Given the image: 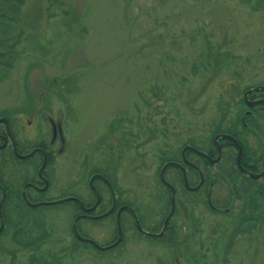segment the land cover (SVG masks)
<instances>
[{
	"label": "rangeland",
	"instance_id": "374dc122",
	"mask_svg": "<svg viewBox=\"0 0 264 264\" xmlns=\"http://www.w3.org/2000/svg\"><path fill=\"white\" fill-rule=\"evenodd\" d=\"M257 1L23 0L14 27L19 55L0 83V117L9 120L15 133L28 129L26 122L37 109L46 144L51 138L47 118L61 124L64 152L57 153L56 142L54 161L46 166L49 195L45 192L42 201L72 191L89 200L90 172L106 165L120 194L116 196L134 209L144 226L167 209L165 202V209H159V195H167L159 171L163 160L178 158L182 146L207 151L216 128L235 126L240 140L251 151L258 150L254 127L241 132V119L251 110L240 102L245 88L264 86V11L252 8ZM214 52L225 54L220 70L212 69L211 59L206 62ZM66 76L74 78L73 86L56 98L46 86ZM225 102L228 111L220 124ZM252 112L248 116L258 121L257 130L263 128L264 121ZM32 126L26 133L31 139ZM235 153L224 148L226 155ZM188 158L202 165L198 157ZM14 167L9 161L0 169L6 183H17ZM206 170L215 181L212 202L219 207L226 202L228 208L233 203V210L214 213L206 204L205 188L183 191L176 170L168 167L164 178L177 191L172 243L142 237L124 213L126 231L117 248L105 253L79 248L71 231L75 211L70 203L23 206L6 212L0 264H264V200H245L244 193L228 203L226 187L216 184L218 167ZM232 179L238 189L250 186L243 177ZM10 186L19 190L17 184ZM253 186L264 193V178ZM247 209L254 214L240 222L238 212ZM187 215L186 223L182 218ZM110 222L93 229L81 226L103 243L108 239L101 232L112 228ZM20 227L25 235L30 229L31 236L43 233L42 244L37 249L16 247L12 235Z\"/></svg>",
	"mask_w": 264,
	"mask_h": 264
},
{
	"label": "flooded vegetation",
	"instance_id": "af4514ba",
	"mask_svg": "<svg viewBox=\"0 0 264 264\" xmlns=\"http://www.w3.org/2000/svg\"><path fill=\"white\" fill-rule=\"evenodd\" d=\"M39 116L40 114H37V109H33L32 119H29L26 122L28 129H25L24 131L18 130L15 133L10 129L11 126L9 120L6 117H0V120H3L2 122H0V169L2 170L3 167L6 166L9 161H11L15 164L14 169L18 173V181L17 183L13 182V184L6 183L4 179L0 177V233L2 232L6 224L5 216L8 209L11 212L15 213L16 211H19V209H24L23 206L32 207L31 205H35V207H41L45 205L52 206L70 203L75 211L73 215V221L75 220L76 223V232L81 239L75 238L73 234L74 231L72 229L71 231L73 238L75 239V242L79 246V248L92 249L101 253H105L110 251L111 249L113 250L114 248H117L124 241V234L126 231V229H124V213L132 219L135 231L142 237H147L154 241L171 242L170 238L168 237L170 234V230L174 228L172 220L177 215L176 199L174 213L163 229L164 221L170 210V190L166 186H164L165 189H168L169 195H159V202L161 203L159 207L160 211L162 209H165L163 208L164 202L165 206H168V209H166L164 213L155 215V221L154 217L151 216L153 217V219L150 220L148 224H144V226L140 224L141 230L139 231L136 229L134 224L135 221L129 211L123 209L118 212L120 208L130 205L121 202L120 199H118V197L116 196L120 194L113 188V183L109 178L108 172L105 171V169H109V167L106 165L104 167L105 169L102 168L101 171H92L90 172L91 174L89 173L90 175L86 184L87 193L85 194L90 195L89 200L85 201L82 199V197L78 196L83 195L82 193L72 191V193L64 194V198H57L52 201H50L49 199L46 200V202L42 201V195H45V192L46 195H49L47 194V188L50 183V178L48 174H46V166L47 163H49V160L53 159L52 156H54V154L52 153V148L54 147L55 143L58 142L60 145V149L57 151V153L61 155L62 152H64V139L61 132V127H59L60 123L55 124L50 118H47L49 128L51 130V138L49 139V143L46 144L47 142L45 141V139H42L41 137L42 122H39ZM32 125H34L35 130V136L33 139L27 137L26 135L27 131H29V129L33 127ZM35 139H38L37 143L35 142ZM185 158L190 164L185 163L186 161H184L181 154L179 161L177 160L176 162L185 169L187 181L189 171L191 176L193 175V171L196 172L198 178L195 181L197 184L199 182V172H201L202 175L203 172L199 169L198 166L194 164V162L191 161L190 158H188L187 152L185 153ZM16 164H21V166L23 165V167L19 169ZM190 169H192V171ZM176 172H179L181 175L180 169L176 168ZM204 182L205 178L202 186L204 185ZM188 183L190 184L189 181ZM16 184L19 190H14V187L10 186H15ZM183 185L184 183L182 181V186ZM63 191L65 192L66 190ZM205 197L206 203L209 205V209L214 213H222L224 215H227L232 211L231 208L233 207V203H231V201L233 202V200H230L231 204L228 208L227 205L223 202L220 207L215 202H212V204L209 194H205ZM65 198H71V200L58 204H48L50 202ZM184 214H186V211H184L182 215ZM183 217L184 218L182 219L184 221L190 220L189 216ZM259 217L260 216H257V218ZM106 220H111L110 225H112L111 229H105L101 232V234H104L107 237L108 241L106 242L100 243L92 237V234L89 232V230H82V223H85L86 225L91 227L90 229H93L94 227H100L101 225L99 223L102 224V222ZM117 221H119V225ZM184 225L188 227L186 224ZM162 229L163 232L159 234Z\"/></svg>",
	"mask_w": 264,
	"mask_h": 264
},
{
	"label": "trees",
	"instance_id": "16d2710c",
	"mask_svg": "<svg viewBox=\"0 0 264 264\" xmlns=\"http://www.w3.org/2000/svg\"><path fill=\"white\" fill-rule=\"evenodd\" d=\"M22 4H23V0H0V83L4 79L7 78L10 70L12 69V66H13L15 60L17 59V56L19 55V53L17 51V42H16L15 36H14V30H15L14 27H15V24L19 21L20 7L22 6ZM247 4H249V2H247ZM252 8H254V10L261 9L262 11H264V0H258L256 3V7H254L252 5ZM68 31H70V30H68ZM209 55H210V58H208V60L206 61L207 64H209V59H211L212 64H210V66L212 67V69L220 70L223 66L221 58L225 54H219L218 52H214L213 55L211 53H209ZM73 80H74V78H72V76H66V77H62V78H53V79L49 80L48 85L46 87L48 90H52V92L56 98L58 97L61 99L64 94H67L65 91L66 88H68L71 85V83L73 86ZM249 88H251V87L245 88L244 91L248 90ZM256 97L264 99V93L263 92H257V93H253V94L249 95V99H251V100L255 99ZM240 102L243 106L245 105L243 102V99H241ZM66 104H67V102H66ZM226 104L227 103L225 102L224 105L226 106V108H225V112L222 113L223 115L221 117L222 119L220 121V124L224 120L223 116L228 111V105H226ZM240 111H241V108L239 109L238 114H240L239 113ZM254 112L257 114L258 118H260L262 121H264V107H256V111L254 110ZM239 117H241V116H239ZM238 122H239V119L236 118L235 124H238ZM243 123L250 129H251V127H254L253 131L256 132L254 134V136L258 141V150L254 151V152L251 151L247 147L248 144L246 142H242L240 140V136L236 132L235 126L231 129H228V130H225V129L222 130V129H219V127L216 128L211 134V142H212L214 135H216L217 133H225V134L233 136L237 140L239 145L242 147V156H241V166L242 167L241 168L244 171L246 170V172L248 171V172H252V173H258V172L264 170V127L257 130L256 127H258V124H259L258 121L257 120L253 121L251 118H249V116L243 117ZM241 128L243 129V130H241V132L246 131L243 127H241ZM110 130L112 132H115L117 130V127L112 125L110 127ZM221 142H222V144H221L222 149H224L226 146H228V145H225V143L223 141H221ZM229 146L232 147L236 151V148H234V146L232 144ZM205 152L208 154V156L210 158L216 157V153H215L211 143H210L209 149ZM187 155L192 156L193 154L191 152H187ZM235 156H236V153L234 156L233 155H226V154H224V151H223L221 158H220V161H218V163L216 164V166L218 167V170H219L218 173L215 174L216 177L219 175L217 177L218 180H217L216 184H220V185L223 184V186L226 187V189L228 191V197H229L228 203H230L231 199L237 200L239 197L242 198L244 193H247V195H245V197H244L245 200L249 199V200H251V202L253 199L264 200L263 189L257 188L256 186L254 187L253 185L257 181L248 178L244 173H242V171L239 170V168L237 167L236 162H235ZM179 159H180V153H179L177 159L176 158H170L167 160H163L162 165L168 161H177V160L179 161ZM199 160L201 161L200 164H202V165H199L198 163H195V162H194V164L196 166H198L199 168H201L203 175H204V178H205V182H204L202 189L205 188V192H204L205 194L212 195L211 187L212 186L214 187L215 181H214V178L206 170V168L210 167L212 164H209L208 161L205 159L199 158ZM49 161H51V160H49ZM190 170L192 171V169H190ZM177 174L179 175V183L182 184L181 175L179 172ZM192 174H193L192 175L193 177L190 175L191 177H190L189 182H190V186H195L196 181L191 182V178H194L196 180L198 177H197L196 172L193 171ZM233 177L245 178L246 181L250 184V186H249L250 188L249 187H247V188L240 187V189H238V186H237L238 184L233 181V179H232ZM165 190L167 192V195H169L168 189H165ZM182 190L186 191L183 187H182ZM202 191H204V190H202ZM251 196H255V198H251ZM166 208L168 209L167 205H166ZM184 211H186V210H184ZM184 211H182V212H184ZM248 214L252 215L254 213L250 209L241 210L240 212H238V216L240 218L239 221L243 222L242 221L243 219H244V221H246L245 217L248 216ZM258 215L262 216V214H258ZM190 216H189V219H190ZM5 218H6V223H9V218L7 216H5ZM259 218L255 217V219H257V220H259ZM249 219L251 220V218H249ZM188 221H190V220H188ZM188 221H184V222L187 223ZM30 225H32L34 227L35 224L32 223ZM22 231H23V228H21V227L16 228V230H14V233L12 235V242L16 245V247H19L20 249H28V248L29 249H37V247L39 245H41L45 239V235L43 233L38 234L37 236H31L32 229H30L29 232L27 231L26 235ZM169 233L170 234H169L168 238H170V240H171L170 243H172L175 241V238H176V236H174L175 235L174 228H172ZM32 234L35 235L34 232ZM36 261L37 260H31L30 264H36Z\"/></svg>",
	"mask_w": 264,
	"mask_h": 264
},
{
	"label": "water",
	"instance_id": "95a60500",
	"mask_svg": "<svg viewBox=\"0 0 264 264\" xmlns=\"http://www.w3.org/2000/svg\"><path fill=\"white\" fill-rule=\"evenodd\" d=\"M256 92H264V86H257V87H254V88H251L249 90H247L244 95H243V98H244V101L246 103V105L248 107H254V106H257V105H264V100H256V101H249L248 100V95L251 94V93H256ZM5 121V120H4ZM225 140L231 144H233L235 147H236V150H237V154H236V165L237 167L243 171L249 178L251 179H254V180H257V179H260L262 176H264V170L258 174H253V173H246L242 168H241V165H240V159H241V154H242V149L241 147L239 146V144L237 143L236 139L230 135H227V134H217L214 136L213 138V146L215 148V151H216V157L214 159L210 158L207 156V154L193 148V147H190V146H185L182 151H181V154H182V157L183 159L185 160L184 158V154L187 150L193 152L194 154L198 155V156H201L203 158H205L208 162L212 163V164H216L219 159H220V155H221V148H220V145H219V140ZM187 163V162H186ZM187 164H190V163H187ZM44 166V164H43ZM42 166V167H43ZM169 166H174V167H178L181 171H182V176H183V180H184V186L191 192H194V191H197L201 185L203 184V177L201 175V173L199 174L200 175V180H199V183L198 185H196L195 187H188V184H187V181H186V176H185V173H184V169L177 163H173V162H168L166 163L162 169L160 170V173H159V179L160 181L168 187V189L171 191L172 193V197L170 199V210H169V213H168V216L167 218L165 219L164 221V224H163V229L164 227L166 226L168 220L170 219V217L172 216L173 212H174V189L172 186H170L163 178V173L164 171L166 170V168H168ZM95 177V176H94ZM71 200V198H66V199H62V200H58V201H54L52 203H48V204H58V203H63V202H67ZM46 204V203H45ZM32 207H35V205H31ZM127 210L131 213L134 221H135V227L140 231L141 228H140V225L138 223V220L136 218V215L134 213V211L128 207V206H124L122 208L119 209L118 212H120L121 210ZM118 225H119V221H117ZM73 231H74V235L77 239H81L80 236L77 234L76 232V223L74 221L73 223ZM163 229L162 231L159 233L161 234L163 232ZM119 230V228H118ZM158 234V235H159ZM157 235V236H158ZM119 240V239H118ZM96 245V244H95ZM97 246V245H96Z\"/></svg>",
	"mask_w": 264,
	"mask_h": 264
}]
</instances>
